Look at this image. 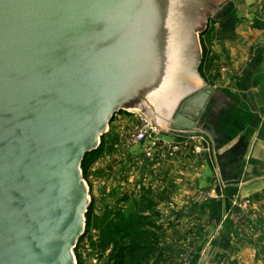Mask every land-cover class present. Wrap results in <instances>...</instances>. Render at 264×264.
Returning <instances> with one entry per match:
<instances>
[{
  "label": "water",
  "instance_id": "95a60500",
  "mask_svg": "<svg viewBox=\"0 0 264 264\" xmlns=\"http://www.w3.org/2000/svg\"><path fill=\"white\" fill-rule=\"evenodd\" d=\"M224 2L0 0V264H74L81 162L115 113L216 142L201 121L212 87L176 104L204 82L192 28Z\"/></svg>",
  "mask_w": 264,
  "mask_h": 264
},
{
  "label": "crops",
  "instance_id": "0c3cea01",
  "mask_svg": "<svg viewBox=\"0 0 264 264\" xmlns=\"http://www.w3.org/2000/svg\"><path fill=\"white\" fill-rule=\"evenodd\" d=\"M260 21L256 31L262 32ZM228 60L229 76L235 70L231 86L230 77L221 85L207 84L199 59L196 74L204 82L176 104L212 87L201 121L213 128L216 142L197 127H173L170 116L161 135L178 143L179 151L168 155L159 147L147 158L146 143L137 144L140 151L127 156L128 166L111 169L116 197L124 183L134 201L149 204L145 214L156 213L152 220L164 235L159 264H258L263 253L264 55ZM168 229L173 231L167 237Z\"/></svg>",
  "mask_w": 264,
  "mask_h": 264
},
{
  "label": "rangeland",
  "instance_id": "374dc122",
  "mask_svg": "<svg viewBox=\"0 0 264 264\" xmlns=\"http://www.w3.org/2000/svg\"><path fill=\"white\" fill-rule=\"evenodd\" d=\"M258 19L263 21H260L262 32L256 31L260 25ZM206 24L202 33L196 27L192 28L201 50L198 72L207 84L213 85L227 83L225 78L230 77L228 84L231 86L235 70L229 76L232 63L228 59H261L264 55V0H225ZM138 112L126 108L115 113L100 137L99 148L85 157L81 174L87 185L88 225L84 215V233L73 248L74 264H116L112 243L101 241L102 236L104 239L109 237L107 233L102 234V229L110 227L116 212L125 216L134 205L124 183L120 186L123 187L120 195L115 196L113 190L117 180L111 169L117 166L124 169L128 166L127 156L140 151L132 138ZM169 231L173 229L165 232L167 237L170 236ZM160 234L164 236L163 232ZM117 242L119 245L126 243L123 240ZM262 252L258 264H264V250Z\"/></svg>",
  "mask_w": 264,
  "mask_h": 264
},
{
  "label": "trees",
  "instance_id": "16d2710c",
  "mask_svg": "<svg viewBox=\"0 0 264 264\" xmlns=\"http://www.w3.org/2000/svg\"><path fill=\"white\" fill-rule=\"evenodd\" d=\"M98 148L99 146L84 155L81 167L85 157ZM149 209V204L134 201V205L126 213L127 215L122 216V212H116L115 219L110 222V227L106 230L102 229V234L107 233L109 237L104 239L102 236L101 241L112 243V255L116 264H148L151 255H155L151 264H159L158 262L162 261V250L158 249L162 229L152 220L155 212L145 214ZM88 212L85 213L86 225H88ZM118 240H123L126 243L119 245ZM161 264L169 263L165 261Z\"/></svg>",
  "mask_w": 264,
  "mask_h": 264
},
{
  "label": "built area",
  "instance_id": "2783aa9c",
  "mask_svg": "<svg viewBox=\"0 0 264 264\" xmlns=\"http://www.w3.org/2000/svg\"><path fill=\"white\" fill-rule=\"evenodd\" d=\"M132 138L137 144L146 143L143 152L147 158L153 157L159 147H162L168 155H173L180 149L179 144L175 141L163 138L161 129L153 126L151 120L141 113L137 115V126Z\"/></svg>",
  "mask_w": 264,
  "mask_h": 264
},
{
  "label": "flooded vegetation",
  "instance_id": "af4514ba",
  "mask_svg": "<svg viewBox=\"0 0 264 264\" xmlns=\"http://www.w3.org/2000/svg\"><path fill=\"white\" fill-rule=\"evenodd\" d=\"M209 16H210L209 14H206V16H205V17H206V18H205V24L208 23V21L210 20L211 16H210V17H209ZM206 25H207V24H206ZM206 25H205V27H204L203 29H200V30H199L200 33H202L203 31H205ZM200 59H201V57H200ZM178 104H179V103H178ZM175 107H176V106H175ZM175 107H174V108H175Z\"/></svg>",
  "mask_w": 264,
  "mask_h": 264
},
{
  "label": "bare ground",
  "instance_id": "6f19581e",
  "mask_svg": "<svg viewBox=\"0 0 264 264\" xmlns=\"http://www.w3.org/2000/svg\"><path fill=\"white\" fill-rule=\"evenodd\" d=\"M136 113V112H135Z\"/></svg>",
  "mask_w": 264,
  "mask_h": 264
}]
</instances>
